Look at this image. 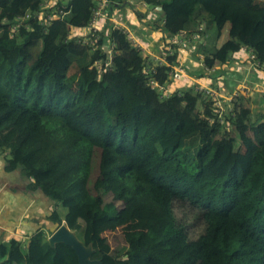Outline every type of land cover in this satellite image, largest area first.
<instances>
[{"label":"trees","instance_id":"obj_1","mask_svg":"<svg viewBox=\"0 0 264 264\" xmlns=\"http://www.w3.org/2000/svg\"><path fill=\"white\" fill-rule=\"evenodd\" d=\"M139 1L162 14L165 41L194 36L204 25L202 35L220 38L228 30L219 48L198 43L207 69L243 49L264 67V7ZM44 3L0 0V150L7 172L20 170L31 190L66 209L64 217L58 209L49 215L54 229L65 223L82 230L81 242L103 264H264V95L240 96L223 112L193 88L162 98L151 82L170 85L177 46L169 45L174 54L165 52L166 65L153 67L111 23L71 36L87 28L95 1ZM123 8L133 9L111 0V13ZM95 149L102 163L93 194ZM178 203L202 219L195 239L175 212ZM129 209L150 217L130 225L124 254L114 255L105 234L122 226ZM0 264L79 261L73 248L51 246L39 230L25 242L0 238Z\"/></svg>","mask_w":264,"mask_h":264},{"label":"crops","instance_id":"obj_2","mask_svg":"<svg viewBox=\"0 0 264 264\" xmlns=\"http://www.w3.org/2000/svg\"><path fill=\"white\" fill-rule=\"evenodd\" d=\"M254 1L244 0L243 3L251 7H264L263 4L255 5ZM126 2L133 9L114 10L115 20L131 29L136 39L142 44L146 57L153 64H163L166 62L165 50L171 40H163L161 28L164 19L162 14L139 0H126ZM137 13L142 14L143 19H139ZM227 31L220 38H217L214 32H208L204 37L205 44L221 47L227 41ZM185 36V34H180L177 38L184 41L188 38H193V40L187 50L178 49L180 51L178 62L185 67L195 84L215 86L224 96H230L238 87L245 89L248 93L247 97L264 95L262 92L264 70L256 67L248 50L243 49L234 54L231 61L224 66L207 69L201 61L202 55L197 50L198 43H200L199 37L203 35ZM196 74L205 76L197 77ZM6 158L7 153L0 150V238L5 241L16 238L25 242L29 236L39 230L50 234L54 229V224L48 220L53 211L52 207L48 205L41 191L30 189L31 181L23 176L20 170L7 172ZM50 204L53 206L51 202Z\"/></svg>","mask_w":264,"mask_h":264},{"label":"built area","instance_id":"obj_3","mask_svg":"<svg viewBox=\"0 0 264 264\" xmlns=\"http://www.w3.org/2000/svg\"><path fill=\"white\" fill-rule=\"evenodd\" d=\"M96 2L97 7L94 10V15L93 19L87 26V28H84L82 32H78L76 30H73L71 33V36H76L79 38H85L86 36H89L91 33H96L100 32L106 27L107 23H111L115 28H120L124 31V33L127 35L128 39L130 42L136 46L137 48L143 50L142 44L136 39V36L134 33L131 31L130 28H127L125 24L116 21L115 17L113 16V12L111 13V0H93ZM58 0H45L44 7H52L56 5ZM43 15H40V19L42 20ZM57 18L56 14H53L48 17V24L50 21L54 20ZM22 20V19H21ZM19 26H16L13 28V30H17ZM205 25L201 26L197 31L200 35H202V32L204 31ZM198 37V36H196ZM204 37H199L200 42H204ZM193 38H188L187 41L180 40L177 37L172 39L169 43L170 46H177L180 51L187 50L188 47L191 44V41ZM203 40V41H202ZM167 46L165 52H170L171 55H173L172 48L170 46ZM252 60L255 58L251 54ZM179 58H177L178 61ZM201 59L203 60V56H201ZM166 60V59H165ZM201 60V61H202ZM167 62H164L163 64H153L155 66L158 65H166ZM256 67H260L258 63H256ZM264 70V67H262ZM170 79L171 83L169 86H162L160 85L157 81L156 82H151V85L153 88L157 89L158 92L160 93L162 98H166L170 95H172L175 92H179L182 89L185 88H193L196 93H201L203 94L206 98L209 100L211 99L214 102V107L217 110V112H223L224 110L226 111L228 109H232L233 103L236 100V98L243 96L242 93L245 92V89L243 88V91L241 89H235L230 96H224L220 93V91L214 87L210 86H204L201 84H195L193 78L187 73L185 67L177 62V66L172 68V71L170 72ZM185 87V88H182ZM247 97V96H245Z\"/></svg>","mask_w":264,"mask_h":264},{"label":"rangeland","instance_id":"obj_4","mask_svg":"<svg viewBox=\"0 0 264 264\" xmlns=\"http://www.w3.org/2000/svg\"><path fill=\"white\" fill-rule=\"evenodd\" d=\"M254 1V0H253ZM256 4H263L264 0H256L254 1ZM228 39V38H227ZM144 53V50H142ZM145 54V53H144ZM237 89H241L243 91V87H238ZM73 92H76V88L73 89ZM264 93V89L262 91ZM243 96H248L247 92L242 93ZM85 98L87 100H90L91 95L88 93H85ZM260 116V114H259ZM259 116L255 115V121L259 120ZM250 137H254L253 131L250 129L248 132ZM244 150V149H243ZM102 163L101 153L100 150L95 149V154L92 162V170H91V177H90V189L93 194H95V191L93 190V184L98 177L100 166ZM44 196V195H43ZM48 205L52 207V210L58 209L60 214L64 217L66 214V209L61 206H55L49 199H47ZM50 202L53 204V206L50 204ZM45 203V202H44ZM119 207H122V204L118 203ZM175 212L177 216L183 220L185 223H187L188 229L190 231L191 238L195 239L197 237V234L200 233L201 227H202V219L198 216V211L193 210L188 205H183L181 203H178L175 205ZM150 215L146 211H137L135 209H129L128 213L126 214L123 224L120 227L115 228L111 232H108L105 234L106 238L108 239V242L111 245L112 253L114 255H123L124 249L127 246V243L125 241L124 232L128 230L130 225L133 223L142 222L145 219L149 218ZM75 233L76 237L80 240V236L82 235V230H79L77 233L76 231H72ZM46 237L49 240L50 234L46 233ZM5 241V240H4ZM23 241V240H22ZM81 241V240H80Z\"/></svg>","mask_w":264,"mask_h":264},{"label":"water","instance_id":"obj_5","mask_svg":"<svg viewBox=\"0 0 264 264\" xmlns=\"http://www.w3.org/2000/svg\"><path fill=\"white\" fill-rule=\"evenodd\" d=\"M49 242L53 247L56 244L63 243L73 248L78 256L79 264H103L99 260L92 259V255L95 252L94 249L91 246L86 247L65 223L50 232Z\"/></svg>","mask_w":264,"mask_h":264}]
</instances>
